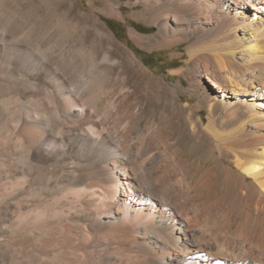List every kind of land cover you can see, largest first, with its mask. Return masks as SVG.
I'll list each match as a JSON object with an SVG mask.
<instances>
[{"label": "bare ground", "instance_id": "1", "mask_svg": "<svg viewBox=\"0 0 264 264\" xmlns=\"http://www.w3.org/2000/svg\"><path fill=\"white\" fill-rule=\"evenodd\" d=\"M50 1L0 0V264H264V0H134L188 84Z\"/></svg>", "mask_w": 264, "mask_h": 264}, {"label": "rangeland", "instance_id": "2", "mask_svg": "<svg viewBox=\"0 0 264 264\" xmlns=\"http://www.w3.org/2000/svg\"><path fill=\"white\" fill-rule=\"evenodd\" d=\"M87 12L93 10L91 3L94 0H75ZM116 5L121 11V17L116 16H101L109 29H111L117 39L128 44L141 59L142 66L154 72L156 76L165 78L170 83H178L184 81L188 84L185 77L173 73L176 69H182L186 66L188 59L187 43H181L176 47L161 50H148L137 45L130 37V29L134 27L138 32L146 35L153 34L157 28L150 25L144 18L141 17L144 13V6H134V0H121ZM7 4L18 14L27 15L30 21H36L41 16L43 20L49 22L55 17L57 4L50 0H8ZM106 5H111L108 3ZM103 6V5H101ZM90 10V11H89ZM73 17H77L71 14ZM97 15V13H94ZM32 27L31 25H29ZM191 98L189 93L184 95V99ZM192 99V98H191ZM193 99H195L193 97ZM9 264H16L14 262Z\"/></svg>", "mask_w": 264, "mask_h": 264}]
</instances>
